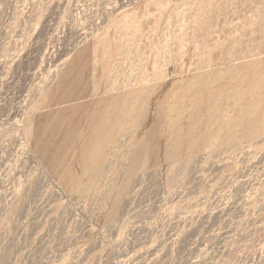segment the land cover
I'll return each mask as SVG.
<instances>
[{"label": "rangeland", "instance_id": "374dc122", "mask_svg": "<svg viewBox=\"0 0 264 264\" xmlns=\"http://www.w3.org/2000/svg\"><path fill=\"white\" fill-rule=\"evenodd\" d=\"M0 264H264V0H0Z\"/></svg>", "mask_w": 264, "mask_h": 264}, {"label": "bare ground", "instance_id": "6f19581e", "mask_svg": "<svg viewBox=\"0 0 264 264\" xmlns=\"http://www.w3.org/2000/svg\"><path fill=\"white\" fill-rule=\"evenodd\" d=\"M183 4H185V3H183ZM184 6V5H183ZM255 118V117H254Z\"/></svg>", "mask_w": 264, "mask_h": 264}]
</instances>
